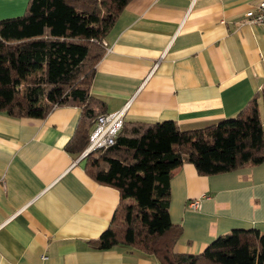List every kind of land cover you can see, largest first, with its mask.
<instances>
[{"label":"crops","instance_id":"1","mask_svg":"<svg viewBox=\"0 0 264 264\" xmlns=\"http://www.w3.org/2000/svg\"><path fill=\"white\" fill-rule=\"evenodd\" d=\"M259 1L131 0L103 40L91 97L102 113L123 111L124 122L181 130L235 117L264 85V28L245 16ZM27 3L0 0V20ZM80 116L76 106L43 119L0 114V264H160L123 245L88 244L109 227L119 193L65 151ZM169 186L177 253L200 254L235 229L264 233V162L216 176L184 163Z\"/></svg>","mask_w":264,"mask_h":264},{"label":"trees","instance_id":"2","mask_svg":"<svg viewBox=\"0 0 264 264\" xmlns=\"http://www.w3.org/2000/svg\"><path fill=\"white\" fill-rule=\"evenodd\" d=\"M131 0H28L23 15L0 20V114L45 118L76 106L81 116L65 151L77 156L103 103L90 95L102 42ZM86 174L114 188L119 202L109 227L88 242L123 245L160 264H264V233L235 229L197 255L177 253L182 229L170 220L169 182L184 163L201 176L264 162V85L233 118L196 130L173 121L124 122L115 142L85 159Z\"/></svg>","mask_w":264,"mask_h":264},{"label":"built area","instance_id":"3","mask_svg":"<svg viewBox=\"0 0 264 264\" xmlns=\"http://www.w3.org/2000/svg\"><path fill=\"white\" fill-rule=\"evenodd\" d=\"M245 16L251 24H258L264 28V0H260L253 8L246 12ZM107 48V44L102 42ZM124 121V112L114 114H101L93 122L92 130L89 133L88 144L79 156V160L85 159L95 150L106 149L112 146L118 132L121 130ZM198 201L189 202L188 206L196 209Z\"/></svg>","mask_w":264,"mask_h":264},{"label":"rangeland","instance_id":"4","mask_svg":"<svg viewBox=\"0 0 264 264\" xmlns=\"http://www.w3.org/2000/svg\"><path fill=\"white\" fill-rule=\"evenodd\" d=\"M83 160V159H82Z\"/></svg>","mask_w":264,"mask_h":264}]
</instances>
